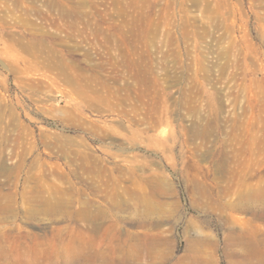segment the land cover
Listing matches in <instances>:
<instances>
[{"label": "rangeland", "instance_id": "374dc122", "mask_svg": "<svg viewBox=\"0 0 264 264\" xmlns=\"http://www.w3.org/2000/svg\"><path fill=\"white\" fill-rule=\"evenodd\" d=\"M0 148L23 232L87 224L114 263L136 242L130 264H264V200L215 204L264 192V0H0ZM38 181L90 222L28 218Z\"/></svg>", "mask_w": 264, "mask_h": 264}, {"label": "bare ground", "instance_id": "6f19581e", "mask_svg": "<svg viewBox=\"0 0 264 264\" xmlns=\"http://www.w3.org/2000/svg\"><path fill=\"white\" fill-rule=\"evenodd\" d=\"M23 69L24 68H22V70ZM0 152H3V148H0ZM249 152L251 153L252 156L253 150L252 151L250 150ZM245 180L246 178L242 179V181ZM52 188H53L52 184H45L43 182L38 181L32 187L29 188V192L25 190V194L31 193V196H29L28 199L27 197H24L25 196L24 193L22 194V196L27 199L26 200L27 202L31 204H35L36 206L35 208L26 211V216L28 218L38 217L41 215L49 216L50 218L57 217L60 215L63 217L65 216L70 217L72 213H74L90 222V220L92 219V216L89 213L91 206L90 202L82 203L83 206L81 208L79 207L78 210L68 211V209L74 205V202L71 201L65 203L63 200L55 199ZM246 189L248 190V192L246 194L245 200L243 199V203L237 202L228 205L225 204L224 206V203H220L218 201V203L217 202L215 203L217 205V208L227 207L228 209H244L249 207V205H251V203L253 202L258 203L264 200V192L261 189H252L250 185L246 186ZM45 193H47L46 196ZM210 198L212 199L211 195ZM15 200L16 198L12 197V195L10 194L9 195L0 194V264H87L90 262H92L93 264L96 262H99L97 264H118V263L130 264L133 263L135 259L141 257V255L144 253V248L142 247L141 244L136 242H131L127 244L126 248H122V251L119 250L121 252L120 261L116 260L118 261L116 263H114L115 259L112 260L108 259L109 261H107L106 260L107 257L104 256L105 251L98 249L95 252H91L89 251L90 249L86 247V245L90 243V240L94 238L93 235L96 234V230H97L94 227L91 228L87 224L84 225L83 227L77 228L78 231H76V233L81 234L82 236L81 239H77L80 240L78 241V243H75L76 240L72 239V235L67 234V232H64L65 230L64 228H57V229L53 228L51 232L49 231V233H43L40 235L32 234L26 231L23 232V230H21L16 224H14L15 222L13 221L17 215V211L15 210V204H16ZM226 219L229 220V218ZM6 221H8L9 224L4 225L3 223ZM129 237L131 239L134 238V236H129ZM243 237L244 236L241 233L236 234L234 238L236 245L243 246V248H246L247 251L248 250L251 251L253 255H257L261 253V251L259 253L257 251L259 245L257 239L255 240H252L251 238L244 239ZM20 239H24V242L20 243L19 241ZM72 243H75V245L73 244L74 245L73 246ZM213 244H214V240L211 236H199L197 240L198 248L196 247L197 248L196 251H198V254H200L204 252L205 249H208V247L210 246L212 247ZM84 245L85 247H82ZM263 246L264 245H262V247ZM245 254H247V252ZM261 258H259L260 261Z\"/></svg>", "mask_w": 264, "mask_h": 264}]
</instances>
